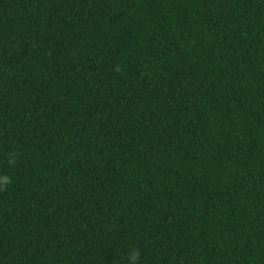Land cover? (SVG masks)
Segmentation results:
<instances>
[{
    "label": "trees",
    "instance_id": "16d2710c",
    "mask_svg": "<svg viewBox=\"0 0 264 264\" xmlns=\"http://www.w3.org/2000/svg\"><path fill=\"white\" fill-rule=\"evenodd\" d=\"M0 175V264H264V0H0Z\"/></svg>",
    "mask_w": 264,
    "mask_h": 264
},
{
    "label": "clouds",
    "instance_id": "9594fccd",
    "mask_svg": "<svg viewBox=\"0 0 264 264\" xmlns=\"http://www.w3.org/2000/svg\"><path fill=\"white\" fill-rule=\"evenodd\" d=\"M9 163L10 164L14 163V160L10 159ZM11 183H12V177L8 175H0V189H3L6 185H10ZM139 258H140V252L135 248L130 249L128 255L129 264H138Z\"/></svg>",
    "mask_w": 264,
    "mask_h": 264
}]
</instances>
